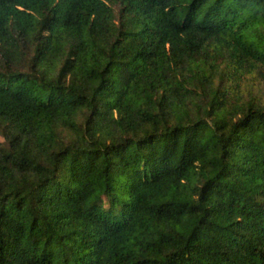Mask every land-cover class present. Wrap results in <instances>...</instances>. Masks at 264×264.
Masks as SVG:
<instances>
[{"label": "trees", "instance_id": "trees-1", "mask_svg": "<svg viewBox=\"0 0 264 264\" xmlns=\"http://www.w3.org/2000/svg\"><path fill=\"white\" fill-rule=\"evenodd\" d=\"M0 264H264V0H0Z\"/></svg>", "mask_w": 264, "mask_h": 264}, {"label": "rangeland", "instance_id": "rangeland-1", "mask_svg": "<svg viewBox=\"0 0 264 264\" xmlns=\"http://www.w3.org/2000/svg\"><path fill=\"white\" fill-rule=\"evenodd\" d=\"M1 139V138H0Z\"/></svg>", "mask_w": 264, "mask_h": 264}]
</instances>
